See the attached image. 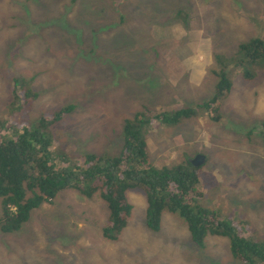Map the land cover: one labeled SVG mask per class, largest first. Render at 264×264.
<instances>
[{"label":"rangeland","instance_id":"obj_1","mask_svg":"<svg viewBox=\"0 0 264 264\" xmlns=\"http://www.w3.org/2000/svg\"><path fill=\"white\" fill-rule=\"evenodd\" d=\"M255 37L264 41V0H0V122L8 133L45 132L52 157L73 170L84 155L117 156L125 121L143 107L208 102L223 71L232 87L219 122L206 111L175 126L153 120L143 138L157 168L204 155L198 204L264 246V59L233 62ZM246 72L255 78L243 80ZM68 106L61 121L40 126ZM127 199L128 224L110 241L98 194L61 191L18 232H0V264H244L227 238L207 235L196 247L168 211L150 231L144 192L129 190Z\"/></svg>","mask_w":264,"mask_h":264},{"label":"trees","instance_id":"obj_2","mask_svg":"<svg viewBox=\"0 0 264 264\" xmlns=\"http://www.w3.org/2000/svg\"><path fill=\"white\" fill-rule=\"evenodd\" d=\"M263 59L264 41L255 37L238 46L233 62L236 67L254 66ZM255 76L246 72L243 80L250 81ZM215 77L214 94L208 102L197 108H181L174 112L143 107L141 112L125 121L122 149L117 156L84 155L71 164L73 170L60 167L58 163L62 160L57 162L52 157L49 152L51 137L45 132L21 128L8 133L10 129L0 122V232L6 235L18 232L34 210L51 202L61 191L73 189L86 198L98 194L106 204L108 219L102 235L114 241L131 216L127 192L139 189L146 196L145 225L150 231L159 230L161 215L168 211L186 223L191 242L196 247H203L207 235L224 237L229 241L233 259L244 264H264V246L236 230L233 223L223 222L217 213L198 204L202 197L199 192L200 167L193 168L188 162L171 168L155 167L143 138V127L153 120L175 126L196 117L198 111H206L214 115L212 120L219 122V105L229 94L232 83L223 71L215 73ZM32 100L24 101L31 105ZM73 110L74 106L63 108L51 118L42 119L40 126L46 128L57 123ZM261 128L264 138V124Z\"/></svg>","mask_w":264,"mask_h":264},{"label":"water","instance_id":"obj_3","mask_svg":"<svg viewBox=\"0 0 264 264\" xmlns=\"http://www.w3.org/2000/svg\"><path fill=\"white\" fill-rule=\"evenodd\" d=\"M206 162V158L204 155L198 154L195 157L191 158L188 160V163L193 167V168H199L203 166Z\"/></svg>","mask_w":264,"mask_h":264}]
</instances>
